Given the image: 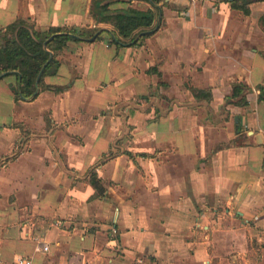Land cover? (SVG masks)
I'll list each match as a JSON object with an SVG mask.
<instances>
[{
	"label": "crops",
	"instance_id": "crops-1",
	"mask_svg": "<svg viewBox=\"0 0 264 264\" xmlns=\"http://www.w3.org/2000/svg\"><path fill=\"white\" fill-rule=\"evenodd\" d=\"M184 1L162 5L138 45L69 41L31 101L15 99L16 75L0 80V264H264V1L249 15L234 0ZM91 4L0 0V29L113 30ZM127 7L156 27L150 1L112 6ZM235 84L249 86L246 105L226 102ZM192 89L212 100L171 108L197 102ZM147 98L165 114L113 111Z\"/></svg>",
	"mask_w": 264,
	"mask_h": 264
},
{
	"label": "trees",
	"instance_id": "trees-1",
	"mask_svg": "<svg viewBox=\"0 0 264 264\" xmlns=\"http://www.w3.org/2000/svg\"><path fill=\"white\" fill-rule=\"evenodd\" d=\"M151 1L159 4L164 0ZM259 1L264 0H234L231 5L233 9L249 15V5ZM116 4H131V0H92L90 14L97 24H107L113 27V30H104L103 33H109L111 35V42L117 47L132 43L141 32L153 30L156 20L154 12L151 10L141 11L132 7L113 9L112 6ZM260 21L264 24V17ZM30 30L33 31L35 38L30 33ZM98 30L100 29L51 27L45 31H37L31 24L20 19L0 29V75L10 71L19 72L22 75L21 95L24 98L23 100H27L35 93L37 77L49 60V53L44 48L46 40L56 35L47 44V48L53 52L54 57L42 74L39 84L40 89L44 87V77L54 74L59 68L60 61L58 60V55L67 43L69 41H80L72 35L87 39L93 37ZM101 35L98 36L97 40L101 39ZM150 35L141 37L134 45L140 44L141 41ZM249 91V86L235 84L233 86V94L226 98V102L235 106L246 105L248 103L247 94ZM191 93L199 102H209L212 100V92L209 90L192 89ZM14 94L16 100L21 99L18 87L14 88ZM263 97L264 94L261 95L260 99ZM90 180L98 196H101L105 190L96 173H92Z\"/></svg>",
	"mask_w": 264,
	"mask_h": 264
},
{
	"label": "water",
	"instance_id": "water-1",
	"mask_svg": "<svg viewBox=\"0 0 264 264\" xmlns=\"http://www.w3.org/2000/svg\"><path fill=\"white\" fill-rule=\"evenodd\" d=\"M150 2H151V4H152V5H153V6L159 11V17H158V21H157L156 27H155L153 30H148V31H145V32H141V33L135 38V40H134L132 43L127 44V45H130V46H131V45H134L136 42H138V41L140 40L141 37H143V36H145V35L152 34V33H154V32H156V31L159 30V27H160V25H161L162 14H163L162 5H164V4H166V3H170V4H172V5L175 6V7H177V6H179V5H180V6H185V5H187V2H186V1H184V3H185L184 5L179 4V3H180V0H164L163 2H161V3H159V4H155V3H153L151 0H150ZM104 30H105V29H100V30H98V31L94 34L93 37H91V38H87V39H83V38H81V37H79V36H76V35H72V36L75 37V38H77V39H79L80 41H85V42H90V43H92V42H95V41L97 40L98 36L101 35V34L103 33ZM30 33H31L32 36L35 38V36H34L32 30H30ZM55 36H56V35L51 36L48 40H46V41L44 42V48H45V50L49 53V60H48L47 63L43 66L41 72L39 73V75H38V77H37V80H36V90H35V93H34L29 99H27V100H29V101L33 100V99L38 95V93H39V91H40V85H39V84H40V80H41L42 74H43V72H44L46 66L50 63V61H51V60L53 59V57H54L53 52H51V51L47 48V44H48V43H49V42H50ZM11 74H14V75H17V76H18V79H19V81H18V91H19V93H20V95H21V90H20V88H21L22 75H21L19 72H16V71L5 72V73H3V74L0 75V80L3 79L4 77L8 76V75H11ZM21 98L24 99L22 95H21ZM202 105L206 106L207 103H203V102L181 103V102H179V101H177V100H173V101L171 102V104H170L171 108H173L174 106H180V107H182V106H183V107H184V106L199 107V106H202ZM171 108H170V110H171ZM162 113L165 114V112H163V111H162ZM255 138H256V142H257L258 144L264 145V135H263V134H257V135H255Z\"/></svg>",
	"mask_w": 264,
	"mask_h": 264
},
{
	"label": "rangeland",
	"instance_id": "rangeland-1",
	"mask_svg": "<svg viewBox=\"0 0 264 264\" xmlns=\"http://www.w3.org/2000/svg\"><path fill=\"white\" fill-rule=\"evenodd\" d=\"M172 101L173 100H170V104H171ZM177 101H179V100H177ZM179 102H181V101H179ZM197 102H199V101H197ZM181 103H189V102H181ZM152 107H156L159 110L160 113H161V111L164 112V110H162V106L160 104V101L159 100L150 99V98L143 99L140 102L139 101H131V102H126V103H121L119 106L114 108L113 111L116 114H120V116H123L122 118L126 119L130 115L131 111H135V110H141V111L147 110L148 111ZM109 112H111V111H109ZM129 132H130L129 126L128 127L126 126L124 134H128ZM126 140H128V138L127 139L125 138V141ZM125 141H124V136H123L116 142L115 146H119V144H121V143L124 144ZM12 158L15 159L14 156ZM6 161L7 160L1 161L2 162L1 166H5L7 164ZM93 173H95V172H93Z\"/></svg>",
	"mask_w": 264,
	"mask_h": 264
},
{
	"label": "built area",
	"instance_id": "built-area-1",
	"mask_svg": "<svg viewBox=\"0 0 264 264\" xmlns=\"http://www.w3.org/2000/svg\"><path fill=\"white\" fill-rule=\"evenodd\" d=\"M113 233H116V231L114 230ZM39 247H40V250L43 251V252H48L49 251V246L46 243L41 244ZM23 263L24 264H31V262H29V261H24Z\"/></svg>",
	"mask_w": 264,
	"mask_h": 264
}]
</instances>
